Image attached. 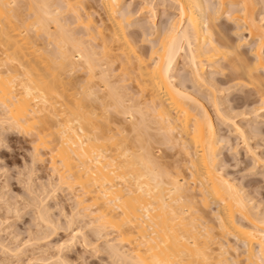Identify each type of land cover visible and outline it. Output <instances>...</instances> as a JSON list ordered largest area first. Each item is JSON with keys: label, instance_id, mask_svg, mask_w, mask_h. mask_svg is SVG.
I'll use <instances>...</instances> for the list:
<instances>
[{"label": "bare ground", "instance_id": "obj_1", "mask_svg": "<svg viewBox=\"0 0 264 264\" xmlns=\"http://www.w3.org/2000/svg\"><path fill=\"white\" fill-rule=\"evenodd\" d=\"M143 2L151 32L128 0H0V124L33 127L36 151L57 142L49 149L57 183L77 186L76 216L90 218L92 232L117 231L105 238L112 259L264 264V206L223 171L221 150L231 138L221 137L196 92L206 91L223 114V89L207 67L226 62L229 79L258 95L256 115L264 112V25L255 0H160L179 11L163 28L157 0ZM222 14L236 25L235 39L218 21ZM152 34L159 41L145 51ZM180 57L194 91L176 81ZM227 115L257 168L264 158L248 135L256 128Z\"/></svg>", "mask_w": 264, "mask_h": 264}, {"label": "rangeland", "instance_id": "obj_2", "mask_svg": "<svg viewBox=\"0 0 264 264\" xmlns=\"http://www.w3.org/2000/svg\"><path fill=\"white\" fill-rule=\"evenodd\" d=\"M128 1L132 4L130 9L137 13L134 14L136 22L146 25V30L148 32L154 31V29L150 28L152 22L147 13L148 7H142L144 3L143 0ZM157 2L160 4H158L160 12L158 11L156 25L163 28L168 25L171 17H173L175 13H179V11L176 5L174 7L172 6V8L169 7L168 10V7L166 8L164 5L162 6V0L161 2L160 0H157ZM254 13L258 22L264 25V0H255ZM218 21H220L221 25L226 26L224 28L228 27L225 30L230 31V33L227 31L228 34H226H231L230 38L232 39L233 37V39H235L234 37H236V35L233 33L236 29V25L234 26V23L231 20L228 21L224 14L219 17ZM244 35H247V33ZM149 36H151L152 39L148 42L149 44L147 43L143 46L145 51L150 50V47L148 48L150 43H157L159 41L160 34H152ZM242 50L244 52L248 51L247 44L244 45ZM183 61V57H180L177 62L176 71L174 72L176 81L185 83L187 87H189V90L194 91L196 88H194L193 83L190 81L192 79L190 67L188 64L186 65L185 61ZM223 65L224 66L221 68L213 67L215 71L211 70L212 68L207 67V75H213V77L219 81L220 88L223 89L217 91V99L222 104H220V108H222L223 114H218L216 107H214L213 98L208 96L206 91L201 90L202 92H200L197 91L199 90L197 88L196 92L203 93L202 96L205 98V102H208L207 106L210 107V111L215 119L214 121L216 122L221 137L226 136L228 137V140L231 138L229 140L230 143H226L227 140L223 143L224 146L221 150L220 157L225 160L222 162L224 165H221L223 171L227 173L226 175L232 177L240 187L241 185H243L242 187H246L247 191L249 190V192H251V197H254L255 200L253 199V201L260 200L262 202H259L264 206V164L262 166L264 159L260 161L261 163L257 164V168L251 169L252 164H254V158H251L253 155L251 152L248 153L246 149L247 147H245V142L231 131L232 122L229 119L223 121L224 115H227L226 113H228L229 115L227 116H231L230 118L243 124L247 131L251 130V128H256V133L253 132L248 134L250 135L251 140L249 141L252 148H254V151L256 150L257 154L264 158V112L260 111L259 113L261 115H256L257 112H255L254 109H257L259 106L257 104L258 95H256L253 90V92L250 91V88H245V86H240L238 84L236 85V81H232L233 77L229 79L233 73H230V68L226 67V62H223ZM228 80H230V82ZM1 110L2 107L0 106V111ZM116 126L117 125H115V127ZM30 127L27 126V128L20 129L10 127L5 123L2 125L0 124V241H2L0 243V264H126L120 260H115L114 257L112 259V256L106 247L105 238L107 237L112 241L117 236V231L108 227L109 229L106 228V230L102 232L104 235L101 234V238L100 234L92 232L90 218L76 216V212L79 209L76 204V197H74L76 196V193L78 194L77 189H75L77 186L72 189L66 184L61 185L60 183H57L58 179L56 178H58V175L51 166L52 152L50 153L51 150H49L53 148V145L57 142L48 143L51 145V148L48 147V150L40 145L39 150L36 151L35 142H38V140L34 139L35 136L33 132H31L33 131V127ZM50 137L53 138V136L45 138L51 140L52 138ZM231 144H234L232 146L235 147L236 145L239 146L238 152H236L237 149H235V147H232L230 150ZM178 149L179 148L174 149L171 153ZM37 152L38 155L41 154V157L35 156ZM220 171L224 173L222 169H220ZM240 183L243 184L240 185ZM257 186L260 193L258 190H256L258 192L254 190ZM49 188L52 191L49 190ZM41 203H45L44 208L47 210V212L45 211L46 213L43 210L45 214L42 210V213H40V209L43 208ZM73 211H75L74 214ZM43 214L45 216L49 215V217H46L48 219L45 220ZM66 215L68 216L66 217ZM70 220H73L72 223H70ZM79 229L81 230V234H77L76 238L71 239L70 236L73 235L72 233ZM2 245H5L6 248H3ZM125 245L124 249L128 248L127 250L129 251H131V248L133 249V245L131 248V245L128 243ZM16 249L17 251H15Z\"/></svg>", "mask_w": 264, "mask_h": 264}]
</instances>
